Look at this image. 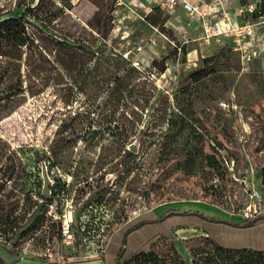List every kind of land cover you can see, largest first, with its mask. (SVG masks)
Returning a JSON list of instances; mask_svg holds the SVG:
<instances>
[{
    "label": "rangeland",
    "instance_id": "1",
    "mask_svg": "<svg viewBox=\"0 0 264 264\" xmlns=\"http://www.w3.org/2000/svg\"><path fill=\"white\" fill-rule=\"evenodd\" d=\"M52 1L21 2L44 10L43 20L53 7L56 18L29 24L33 44L4 62L2 88L14 94L0 103V216L10 213L21 228L5 233L0 223V257L8 264L12 253L94 264L125 215L164 205L244 218L254 188L262 199L253 215L264 216V58L253 52L251 62L241 63L230 51L220 57L218 49L209 55L203 41L193 40V27L187 26L191 40L184 44V29L152 27L129 1L97 0L96 17L99 6L90 0ZM227 1L232 8L243 5ZM18 2L0 0V9L19 14ZM184 15L175 14L178 23L185 24ZM203 64L217 71L193 80ZM138 136L135 154L128 146ZM43 151L57 165L52 175L68 184L63 211L56 207L58 194L41 204ZM114 170L123 175L104 191L97 181ZM75 199L85 207L73 211ZM42 213L37 230L20 234ZM66 221L74 233L69 242L59 236ZM84 224L87 234L79 227ZM174 240L153 247L162 264H264V252L220 249L207 235Z\"/></svg>",
    "mask_w": 264,
    "mask_h": 264
},
{
    "label": "crops",
    "instance_id": "2",
    "mask_svg": "<svg viewBox=\"0 0 264 264\" xmlns=\"http://www.w3.org/2000/svg\"><path fill=\"white\" fill-rule=\"evenodd\" d=\"M125 1L127 3L129 0ZM144 1L150 2L151 0ZM204 1L209 3L214 2V0ZM239 1L241 2V0ZM223 2L227 4L230 10L231 20L234 26H241L248 22H254L258 18V16L254 17V15H249L248 13L240 14L239 11H237L238 7L232 8L227 0H223ZM179 11L185 12L184 16L187 17L185 24H183L182 21L179 23L177 22L178 19L175 14ZM156 12H158V10L149 14V16ZM196 20L197 24H194ZM142 21L148 22L147 19H142ZM148 24L152 27L155 26L149 22ZM164 25L175 27L177 29L182 28L184 29V34H186L185 30H188L189 27H193L197 32V35L193 38V40L201 41L199 38L203 35L202 21L197 17H190L181 6L177 8L174 14L166 17ZM252 42L254 46L253 52L264 58V23L256 25L255 37ZM204 43L207 45V48H205L207 50L205 52L207 53L209 51V55H212L217 49V51L222 54L221 50L225 47H230V45H232V40L229 36L223 34L220 42L213 39L209 44L206 42ZM212 47L213 49L211 50ZM187 52L190 54V51ZM205 57L206 56L204 54L201 55L202 59ZM171 210H180V212L171 213ZM188 210L191 209L183 210L175 207L164 208V205H159L155 208L143 211L120 223L118 227H116L109 235L105 245L103 257L94 261V264H118L119 256L123 251L124 255L129 258L142 250L150 249L154 243L161 240L175 239L174 242L177 245V240H185L199 235H207L219 246L225 248L264 251V219L250 226H239L224 221H218L216 219H207L196 213H186ZM173 215L195 216L170 222L169 219H173ZM227 219H231L236 222L244 220V218L236 217H229ZM110 247H112L111 253H109ZM12 254L13 255L8 259L10 264H86V262H84V258L81 257L76 258L77 261L73 263L66 261H50L34 257H22L17 256L14 253ZM123 258L124 256L121 257L122 260Z\"/></svg>",
    "mask_w": 264,
    "mask_h": 264
},
{
    "label": "trees",
    "instance_id": "3",
    "mask_svg": "<svg viewBox=\"0 0 264 264\" xmlns=\"http://www.w3.org/2000/svg\"><path fill=\"white\" fill-rule=\"evenodd\" d=\"M22 1L23 0H19L17 6L14 9V11L21 9L22 12L19 14H13V11L12 12H6V11L4 12L2 9H0V103L5 99H9L14 94V93H11L9 91H5L2 88V85L4 83L3 79H4L5 75L8 73V67L6 65H4V62H6V60H11L13 58H20L23 54V48L29 47L33 44L35 38L33 36V33L30 32V25L29 24L39 25V23L41 21H45V19L48 21H52L53 19L56 18V14H57L56 10H52L53 7H50L49 9L45 10L44 14H45L46 18L43 20L41 13L44 10H40V12H41L40 13L38 9H34V7L36 5H34V7H32V5L26 6L24 3L21 4ZM90 1L96 3L97 6H99L98 11H96L94 16H93V17H96L100 13V10H101L100 5L98 4L97 0H90ZM246 1L247 0H241L242 3H246ZM52 2L54 4H56V1L53 0ZM262 11L264 12V6L262 7ZM153 15H150V16L148 15L145 19H147L148 22L152 25H158V24L162 25V29H164L165 31L168 30L171 33V30H169V28L168 29L165 28V26L163 25V23H165V21H166V18L159 20L158 18L154 17ZM253 15H254V17H257L259 15V13H254ZM42 23H44V22H42ZM221 51H222V54H220V57H223V56L225 57L227 55V52L230 51V47H225ZM215 71H217V70H216V68H214L213 65L203 64L201 68H199L198 70H195L194 72L191 73V77L193 80L197 81V80H200L202 78L209 76L212 72H215ZM206 162L208 165H210L212 167H216L218 164L217 160L210 155H206ZM11 169L12 168L9 166L8 170H11ZM39 196H40V199L45 198L42 196L40 190H39ZM47 199L52 201V198H47ZM170 212L171 213H177V212H180V210H171ZM186 213H193V214L196 213V214L202 215L204 218H207V219H216L218 221H224V222L239 225V226H250V225H253L256 222L264 219V216L259 214V215H256L254 217L244 218V220H242L240 222H236V221H233V220L227 219V218L208 216V215H205L204 213L199 212V211L188 210V211H186ZM127 219L128 218L125 215L121 219V223L126 221ZM44 220H45V218H44L43 213L36 215L34 217V220L32 221L31 226L24 228L20 232V234H22V233L25 234L28 230H37L40 227L39 224L41 222H43ZM0 223H2L1 227H5L4 228L5 233L8 232L10 229L12 232H14L18 228H21V226H19L14 221H12L10 213L4 215V217H3V215L0 216ZM79 227L80 228L83 227V230H82L83 234H87V230H88L87 224H84L83 226H79ZM61 235H62V226L60 227V232H59L60 237H61ZM82 241L83 240L80 239V243ZM156 244H157V242L154 243L150 249L142 250V251L134 254L133 256L125 259V260L121 259L122 254H120L119 259H118V264H162L161 259L159 258L158 254L153 251V247ZM218 248L224 249V250H229V251H241V252L249 251V252H253V253L264 252V251H254V250H246V249H230V248H225V247H222L219 245H218ZM41 259H45V258H41ZM0 264H7V263L0 257Z\"/></svg>",
    "mask_w": 264,
    "mask_h": 264
},
{
    "label": "built area",
    "instance_id": "4",
    "mask_svg": "<svg viewBox=\"0 0 264 264\" xmlns=\"http://www.w3.org/2000/svg\"><path fill=\"white\" fill-rule=\"evenodd\" d=\"M181 6L190 17H197L202 21L203 35L199 40L210 43L213 39L221 41L223 34L229 36L232 40L230 51L237 61L241 63H249L253 58V38L255 37L256 25L264 23L261 18L264 17L262 7L264 6L263 0H247L242 6L238 8L240 14L253 15L259 13L257 20L248 22L241 26H234L231 20L230 10L223 2V0H215L212 3L204 0H151L145 2L144 0H129V7L133 12L137 10L142 14L137 13L142 19L158 10L163 16H170L174 14L177 8ZM246 6V7H245ZM184 44L189 43L191 40L186 34L183 35ZM141 50L142 47L139 46ZM181 50V48H178ZM129 52L124 55L128 57ZM251 200L244 208L243 217L249 218L257 213V207L261 206V192L257 189L250 190ZM256 199V200H254ZM72 219L70 218V221ZM71 225L66 221L62 225V235L65 240L69 242L74 237L71 231Z\"/></svg>",
    "mask_w": 264,
    "mask_h": 264
},
{
    "label": "flooded vegetation",
    "instance_id": "5",
    "mask_svg": "<svg viewBox=\"0 0 264 264\" xmlns=\"http://www.w3.org/2000/svg\"><path fill=\"white\" fill-rule=\"evenodd\" d=\"M57 167L55 160H53L47 151H43L41 152L40 155V172H41V194H42V190H43V186H44V177H43V170H45L49 176V178L52 180V183L50 185V195L49 196H44L42 194L43 197L45 198H41V204L42 206L45 208L46 206H48V204L51 202L49 199L47 198H53L55 194H58L59 196V200H58V206H56L60 211H63L64 209V205L65 203L62 202V199L65 195H67V185L65 182H62V178H60V176H53V172H54V168ZM120 173L118 174L117 177L114 178L112 183H109L108 178L110 179L111 176L110 174H115L117 171L114 170L112 172H106L104 174V179H100L99 181H97L98 186H100L104 191L106 190H110L113 189V187L115 186V182L121 178V176L123 175V170H119ZM73 203L70 204V207L74 210H78V209H82L83 207H85V204H82L81 208H79V200L75 199L72 200ZM91 206V205H90ZM61 219V218H60Z\"/></svg>",
    "mask_w": 264,
    "mask_h": 264
},
{
    "label": "water",
    "instance_id": "6",
    "mask_svg": "<svg viewBox=\"0 0 264 264\" xmlns=\"http://www.w3.org/2000/svg\"><path fill=\"white\" fill-rule=\"evenodd\" d=\"M140 140L141 137L138 136L134 142H132L129 146L128 149L130 152L133 153H138L139 149H140ZM120 173V171H117L115 174H110L111 178H108L109 183H112L114 178L118 176V174ZM43 177H44V186H43V190H42V194L44 196H49L50 195V185L52 183V180L49 178L47 172L45 170H43ZM261 183L264 185V165L261 168ZM146 193V192H145Z\"/></svg>",
    "mask_w": 264,
    "mask_h": 264
}]
</instances>
